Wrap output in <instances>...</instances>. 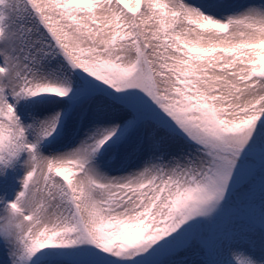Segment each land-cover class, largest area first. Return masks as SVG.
I'll return each instance as SVG.
<instances>
[{
    "label": "snow or ice",
    "instance_id": "snow-or-ice-1",
    "mask_svg": "<svg viewBox=\"0 0 264 264\" xmlns=\"http://www.w3.org/2000/svg\"><path fill=\"white\" fill-rule=\"evenodd\" d=\"M19 169L2 264H264V0H0Z\"/></svg>",
    "mask_w": 264,
    "mask_h": 264
},
{
    "label": "rangeland",
    "instance_id": "rangeland-1",
    "mask_svg": "<svg viewBox=\"0 0 264 264\" xmlns=\"http://www.w3.org/2000/svg\"><path fill=\"white\" fill-rule=\"evenodd\" d=\"M194 2H200V0H194ZM259 157H257V164L256 168L259 170ZM25 175L23 169H19L14 175H9V179L4 182L0 183V196H4L6 199H13L15 196V193L20 189V180ZM255 211L258 213L260 208V198L257 194L255 205H254ZM5 258V254L3 251H0V264H2L3 260Z\"/></svg>",
    "mask_w": 264,
    "mask_h": 264
}]
</instances>
